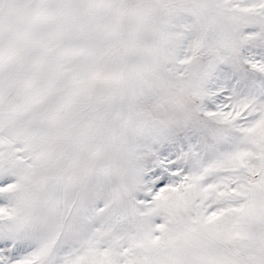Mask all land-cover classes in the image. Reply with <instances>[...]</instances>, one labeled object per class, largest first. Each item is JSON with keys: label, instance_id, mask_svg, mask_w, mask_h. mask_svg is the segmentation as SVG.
<instances>
[{"label": "snow or ice", "instance_id": "obj_1", "mask_svg": "<svg viewBox=\"0 0 264 264\" xmlns=\"http://www.w3.org/2000/svg\"><path fill=\"white\" fill-rule=\"evenodd\" d=\"M0 264H264V0H0Z\"/></svg>", "mask_w": 264, "mask_h": 264}]
</instances>
